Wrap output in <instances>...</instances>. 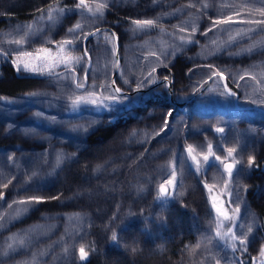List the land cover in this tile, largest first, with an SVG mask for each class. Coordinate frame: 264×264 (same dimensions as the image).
<instances>
[{
	"label": "rangeland",
	"instance_id": "obj_1",
	"mask_svg": "<svg viewBox=\"0 0 264 264\" xmlns=\"http://www.w3.org/2000/svg\"><path fill=\"white\" fill-rule=\"evenodd\" d=\"M111 1L113 3V0ZM116 1L118 4L120 3V6L125 3L130 4V8L133 10L137 9L138 6V1ZM263 1L257 3L264 8ZM85 2L88 4V0H85ZM22 3L23 0H0V12L7 11L13 7H20ZM150 7H153V5ZM235 7H239L238 2L230 8ZM89 16L90 14L88 19L84 16L75 19L65 18L55 25L48 22V28L46 29L42 19L37 20L31 25L33 29L31 32L28 31V25L25 24L6 26L0 33V46H4V48L0 47V50L4 53H6L4 49L7 50L6 55L9 57L13 56V58L10 57L13 61L19 60L45 69L43 72L20 71L22 74H47L49 72L46 69L52 64V58L61 55L81 56L80 50L82 49L83 52L84 37L92 30L81 36L82 33H79V31L78 33H69L67 29L79 22L83 25L79 30L87 28L91 24ZM234 20L247 21L253 20V18L247 20L234 18ZM236 24L229 27L231 37H236L234 34L244 32L247 29H253L249 26L251 24L239 22ZM131 27V24L127 27L130 34L128 41H123L124 44L119 36L121 43L120 56L122 46L126 47L127 56H129L132 65L130 69L125 71V82L128 79L131 82H135L143 76L148 77L149 70L152 69L151 66L160 64L159 61L155 62L151 57L148 60H144L145 58L136 50L137 47L140 48L141 46L140 42L135 39L139 32L134 34L131 31ZM54 28L58 31L57 33L66 29L63 31V41H74L73 44L65 46L63 53L60 52L59 48L58 50H52L48 47L50 37L47 35ZM111 29L114 30L113 28ZM26 32L28 33L27 35ZM103 32L101 31L92 37L95 38L94 45L96 44V47L99 48L103 47V49L111 43H113V47L116 46L115 38L113 37L112 42L109 43L105 40V37L110 35H105ZM224 32L225 29L220 27L203 32L201 34L202 40H198V44L212 45L218 49L220 44H214L213 41L219 42L218 40L224 37ZM249 35H251V39H248L250 42L246 39V43H241L240 47L242 49L254 44L257 46V42L260 41L262 36L259 35L257 38H252L255 35V30L248 31L247 36ZM80 36L82 37L80 39L82 40L81 49L78 48V39H76ZM159 36L160 39L158 40L157 37L153 36V43L145 45V50L155 51L157 56L159 54L163 56L168 49H171L172 45L168 43L169 48H166L164 43L161 42L162 36ZM21 39L24 41L23 44L18 45L15 43V41ZM57 46L55 43V47ZM42 48L50 49L51 58L44 59V57L49 56L46 53H40L41 58H37V53ZM252 50L254 49L252 48ZM25 52L32 53V56H23L22 53ZM216 55L203 57L214 59ZM144 56L152 55L147 54ZM97 62L99 64V73L98 82L92 92L94 95H89L84 102L78 104H73V101L71 103V99L75 97V90L71 86V82L73 81L76 85V89H80L77 84L85 86L86 81H90V77L87 76L83 80L81 75L72 68L77 65L76 63H73L70 67L63 64L55 67L52 72L66 68H71V70L61 73L70 72L67 77L53 83H48V79L52 77L29 78L33 82L28 85V90L31 89L36 94L37 100L35 102L38 110L43 111L42 108L54 110L56 113H52V115L56 116L65 110L64 107L71 105L69 111L72 115L64 119L63 125L66 129H79L83 120L86 119L90 122L91 119L94 120L98 115L97 111L106 110L105 103L107 101H113L112 103L115 104L117 99H108V97L114 96L106 90V86L110 80L112 85L111 75H113L116 66L112 70L113 62L109 56H98ZM114 65L116 64L114 63ZM239 71L240 73L233 79L234 84L242 92L238 98L239 105L242 103L243 105L241 106H259L264 108V76H254L255 79H253V76L245 75L242 70ZM198 73V69L194 68L188 73V78H191V76L196 78ZM262 73L264 74V72ZM120 75H123L121 68L118 76ZM165 78L168 79L167 77ZM165 78H161L157 83L155 81L154 85H152V87H155L154 93L161 96L163 101L151 106L145 114L137 116L128 111L123 113L119 107H116L113 111L101 113H108L105 116V120H108V122L123 119L124 125L120 124L122 126L119 127L120 129L117 132L119 134L118 139L115 141L111 140L106 145L104 144L103 148L108 147L107 149L109 150L98 156L96 161L90 163L88 178L80 175L82 169L79 171V168L71 169V166H67L63 171L62 177L72 180L71 182L75 181V184H69L68 188H66L67 190H64L58 199L30 205L29 207L32 210L18 219L8 220L7 216L12 211L8 208V205L14 200L22 199L20 196L22 190H19V187L15 189L18 195L14 194L15 198L11 203L4 206L0 203V216L5 217L3 221L5 227H0V264H78V261H81L78 249L80 245H87L85 240L86 226L93 224L105 226L114 216L118 220L117 230L120 228L118 236L122 237L126 234L121 230L130 228L135 220L138 231L141 230L142 221H148L153 215L155 216H153L154 218L157 217L158 222L162 221V219L164 220L168 211L167 205H173L176 201H179L180 208L183 211H189V217L191 216L194 221H192L194 226L192 231L195 238L192 241L193 243L195 242L193 244L195 248L188 251L190 254H187V257L183 253L181 254L180 259L182 260L183 258L185 260L184 263H181V260H177L174 264H216L217 260L220 261V264H264V257L260 256V250L264 247V202L261 204L262 201L258 200L260 197L259 186L253 189V187L247 185L251 180V177L247 178V173L251 168V165L248 164L249 157H254L255 161L260 159L262 162L260 171L264 170V120L258 118L259 115H255L256 118L252 116L254 114L252 112L253 109H248L246 111H249L252 115L244 113L245 117L242 120V125L238 122L237 117L231 118L235 119L234 122L237 121L235 133L229 134L226 131L229 128L225 120L217 127H214L209 119L210 117L221 118V114L231 116V114L236 115V113L231 112L229 109V105L234 104V96H229L226 92L222 93L221 86L218 83L213 84V81L203 93L197 95L188 104L181 106L186 107L191 104V108L187 109L186 112L181 111V114L175 116L172 114V107L173 105H179L171 104V99L166 101L164 87L162 86L167 85L166 88L169 90L168 83L166 81L161 82ZM196 80L198 81V79ZM162 83H166V85H161ZM198 85L196 84V86ZM87 88L85 87L82 90ZM119 89L121 88L119 87ZM188 89V87H184L179 94V101H176L173 97L174 101L184 102L197 92L192 93V95ZM113 90L117 94L114 88ZM122 90L129 92L135 90L140 92L139 90H143L142 92H144L148 89ZM186 93L191 95L187 97ZM200 95H204L205 98L198 101L197 99ZM93 99L98 103H91ZM101 100H103V104H99ZM213 103L216 104L213 110L210 107H206ZM84 105H87L85 109ZM190 111L192 112L194 132L186 133L187 131L182 126L181 120L187 114L190 115ZM169 113H171L170 116L168 115ZM215 113H219V115L215 116ZM259 113L264 115L263 112L259 111ZM166 120L168 127L161 131ZM212 127L222 128L225 132L218 137L211 131L218 133L220 131H217V129L213 130ZM244 131H246V134L240 140V133ZM209 144L212 145L214 155L221 157L220 161L214 158H210L209 162L203 160L201 153H207ZM189 145L194 149L191 155L187 151ZM228 148L235 150L231 157L228 156L226 151ZM193 155L196 156L200 163H204V172L200 178L195 177L191 173L194 163L191 159ZM227 162H232L235 165L231 175L224 168V163ZM173 175L175 177L174 185H168L167 194H162L160 185L166 184L169 179H173ZM63 185L66 186L64 183ZM208 185L212 187L210 188ZM214 204L218 205L229 217L235 215L236 219L234 221L224 220L223 216L217 213L216 208L213 206ZM237 207L240 209L238 213L235 211ZM155 210H158L157 214H154V212L156 213ZM180 211L178 210V212ZM259 214H263V217L259 216ZM219 221L223 222L220 228L222 232L232 228L237 236L247 238L246 250L238 245L239 250L233 252L225 241L216 237L215 233ZM249 227L252 228L250 233L248 232ZM129 235L131 236V234ZM14 237L22 238L24 244L17 243ZM91 241L97 250L104 249L112 241V233L92 232ZM198 244L200 247H196ZM9 245H12V247L10 248Z\"/></svg>",
	"mask_w": 264,
	"mask_h": 264
},
{
	"label": "trees",
	"instance_id": "obj_2",
	"mask_svg": "<svg viewBox=\"0 0 264 264\" xmlns=\"http://www.w3.org/2000/svg\"><path fill=\"white\" fill-rule=\"evenodd\" d=\"M130 1H138L137 9H131L128 3L120 6V3L118 4L116 0H113L114 4L111 0H88V5L93 8L98 3L107 5L103 15L95 17L86 9H76V4L79 3V0H23L20 7H13L7 11L0 12V33H2L6 26L19 24L32 25L34 21L41 20L40 10H44V15H46L47 9L50 6L66 9V12L59 18L60 22L65 18L75 19L80 18V16L87 17L88 19V15L90 14L91 17L89 16V18H91V24L85 29L76 31L77 33L78 31L82 33L81 36H84L94 28L109 26L119 34L122 43L129 39L130 32L127 27L131 24V21L136 19L157 20L158 27L141 31L135 38L141 45L140 48L137 47L136 50L141 53L142 57L145 58L144 60H148V58L151 57L155 62L159 61L160 63L151 66L152 69L156 68V72L153 73L151 77V82H149L146 76H143L135 82H131L130 79L125 82V71L130 69L132 65L129 56H127V48L124 46H122L120 56L122 62L121 72L123 75L117 78L118 86L121 89L134 90L143 88L148 90L144 92H135L130 96L117 95L113 90L110 80L106 86V90L117 99V102L114 104L112 103L113 101H107L105 103L106 110L102 112L113 111L116 107H119L120 111L123 113L128 111L137 116L145 114L151 106H155L159 101H163L161 96L154 93L155 87H152V85H154L155 81V83H157L158 80L165 77L172 80L173 97L176 101H179V94L184 87H188L191 94H194V92L198 91L206 84L208 78L214 71L223 72L227 78L229 90L238 93L240 96L242 92L233 82L235 76L240 73L239 70H242L245 75H250V77L264 76L262 73L264 72V44H258L256 46L257 48H253L254 50L245 51L250 47L246 46L242 49L240 44L246 43L249 38L251 39V35L247 36L246 34L238 36L234 34L236 37L230 40L231 31L229 27L237 25L236 23L215 27L225 29L224 37L218 40L219 42L215 43L220 44V48L216 49L212 45L206 46L205 44H198V40H202L201 34L208 31V29H213V21L217 19H223L228 16L246 20L249 18L264 19V17L259 15L252 16L246 10L249 8H263L257 3L262 2V0ZM237 2L239 3V7L230 8L232 5L237 4ZM151 5H153V7H150ZM204 5H207V7ZM232 9L235 10L232 11ZM236 13H239V15L236 16ZM103 17L105 18L103 19ZM42 22L44 28H48L47 24L49 21L42 20ZM56 24H58V22ZM193 26L197 28V31L195 34H192V43H182L179 37L191 34ZM249 26L255 29V35L252 38H257L259 35H262L260 41H264V31L262 32L256 25ZM180 28H184L186 31L180 32ZM65 30L66 29H63V31ZM63 31L57 33L58 31L54 28L49 31L50 33L48 35L45 34L50 37L48 46L50 49L58 50V46L55 47V43L58 45L63 42ZM103 34L112 36L110 31H104ZM159 35L162 36L161 42L164 43L166 48H169L168 43L172 45L171 49H168L163 56H161V54L158 56H144L155 52L146 51L145 45L153 43V36L157 37V40L160 39ZM94 40L95 38H92L87 46L88 52L92 57V67L88 72L90 86L85 90L76 89V85L72 81L71 86L75 90V97L71 99V103L76 97L86 98L94 91L93 88L96 87V83L98 82V56H109L110 60L113 62V66H111L112 70L115 68L114 63L116 64V58L112 54L113 43L108 44L103 49V47H96V44L94 45ZM77 45L78 48L81 49L82 40L79 39ZM0 47L4 48L3 45ZM198 50H200V52H198ZM4 51L7 53V50L4 49ZM80 51L81 56L84 58L79 64L72 68H74L79 75H81L83 80H85V70L88 59L84 56L82 49ZM213 54H217L214 59L203 57L213 56ZM10 57L13 58V56ZM0 62L2 63L0 70V193H3L2 198H0V203L3 206L11 203L13 201L11 199V193L17 194L15 189L18 187L20 188L19 190H22L20 194L22 199L32 195H39L48 198L45 202L52 201L54 199H51V197L59 198L64 190H67L66 188H68L69 184H75V181L71 182L72 180L62 177L64 174L63 171L67 166H71V169L79 168V171L82 169L80 175H83L84 178L89 177L87 174L90 173V163L96 161L98 156L109 150L107 149L108 147L103 148L104 144L106 145L107 142L111 140L115 141L119 138L117 132L120 129L119 127L124 125L123 119L108 122V120H105V116L108 113L101 114V111H97L98 115L96 118L94 120L91 119L90 122L86 119L83 120L81 128L66 129L63 125V121L72 115L69 111L71 105L64 107L66 111L64 110L56 116L52 115V113H56L54 110L42 108L43 111H39L35 102L37 100L36 94L33 90H28V85L33 82L32 79L17 77L13 65L8 62L2 54L0 55ZM194 68L198 69L199 73L196 75L197 77L192 78L191 76V78H188V73ZM152 69L149 71L151 72ZM112 70L111 72H113ZM69 73L67 72L49 78L48 83H53L65 78ZM196 79H198V81ZM217 83L221 86V92L225 93L223 79L215 77L213 79V84ZM164 84L166 85V83H162L161 85ZM196 84L199 85L196 86ZM166 86L162 87H164L163 90L166 101H170V92ZM191 94L188 95V93H186L185 95L189 97ZM204 98V95H200L197 100L201 101ZM240 105L243 104L240 103ZM86 106L87 105H84V109ZM191 107V104L186 107L173 105L172 114L178 116L181 114V111L186 112V110ZM206 107H210V109L213 110L216 104L213 103ZM229 109L231 112H235L236 115L231 114V116H228L227 114H221V118L210 117L209 119L214 127L223 123L224 120L227 121L229 129H226V131L232 134L236 132L235 127L237 121L234 122L235 119L231 118L237 117L238 122L242 125V120L245 117L244 113L252 114L249 111L238 110L234 104H231V106L229 105ZM252 112L254 113L252 116L255 117V115H259L258 118L264 120V115H262V113H259V111L255 109H253ZM191 114L192 112L181 120L182 126H184V129L187 131L186 133L194 132ZM218 115L219 113H215V116ZM212 129L215 130L218 128L212 127ZM212 132L219 137L220 134L225 131L223 130L219 133L215 131H211V133ZM242 133H240V140L244 138L246 131ZM30 142L32 143L29 144ZM58 157L59 163L57 161ZM261 163L260 159L254 160V163L247 173V178L251 177L247 185L253 187V189L259 186L260 197L258 200L262 201L261 204H263L264 170L260 171L262 168ZM203 172L204 163L202 162L197 165L194 162L191 173L195 177L200 178ZM63 183L66 186H64ZM4 185H7V187H4ZM78 188L77 185V189ZM167 207L168 211L167 214H165L164 220L162 219V221L158 222L157 217L154 218L155 216L153 215L154 217H150L151 219L148 221H142L140 225L141 230L139 231L137 230L135 220L130 228L121 230L126 234L122 237L118 236L120 228L117 230L116 225L118 220L117 217L114 216H112L105 226L101 224L86 226L85 240L87 245L85 248L89 251V256L84 261H78V264H173L177 260H181L180 257L182 253L187 257V254H190L188 251L195 248L193 245L195 242L193 243L192 241L195 238L194 232L192 231L194 228L192 223L194 221L191 216L189 217V211L185 212L180 208L179 201H176L173 205L168 204ZM178 210L181 211L178 212ZM157 211L156 213L153 211L154 214H157ZM259 216L263 217V214H259ZM92 232L115 233L117 239L108 243V246L104 249L97 250L91 241ZM129 234H131V236ZM145 239L152 241L150 244L151 246H149V248L151 247L150 249H146L143 246Z\"/></svg>",
	"mask_w": 264,
	"mask_h": 264
},
{
	"label": "snow or ice",
	"instance_id": "obj_3",
	"mask_svg": "<svg viewBox=\"0 0 264 264\" xmlns=\"http://www.w3.org/2000/svg\"><path fill=\"white\" fill-rule=\"evenodd\" d=\"M155 2V0H154ZM205 7H207V5H204ZM107 7L106 4L103 3H98L95 5V7H91L90 5L86 4L85 0H79V3L76 4V9H86L89 13H91L93 16H102L104 13L105 8ZM252 16H261L264 17V8H259V9H246ZM41 11V19L42 20H47L49 21L51 24L55 25L57 22H59V18L62 14H64L66 12L65 8H61V7H49L47 9L46 15H44V10H40ZM235 15H239V13H236ZM246 23V24H251V25H256L258 28H260V30L264 31V19H253V20H247V21H236L234 20L233 16H228L226 18L223 19H217L215 21H213V28L220 26V25H230L232 23ZM131 31L135 34L136 32H141L147 29H152V28H156L158 27V23L157 20L155 19H136L131 21ZM83 27L82 24L80 23H75L74 27H69L67 29V31L69 33H74L77 30L81 29ZM32 26L28 25V31L31 32ZM180 32H184L186 31L184 28H180L179 29ZM212 29H208V31H211ZM255 29H247L244 32L241 33H237V35H246L248 31H254ZM99 31V30H97ZM197 31L196 27H192L191 29V34H189L188 36H180L179 39L182 43L186 44V43H192V34H195ZM28 33L26 32V35ZM94 33H89L86 34L84 39L87 38V35H93ZM113 37H115V40L117 42L118 45V41L119 38L116 37L115 33L112 34V36H106L105 40L109 43L112 42ZM76 39H81V37H77ZM229 39H233V37H229ZM23 40H17L15 41L16 44H23ZM74 41L72 40H65L63 42H61L60 44H58V48L60 50L61 53L64 52L65 46L66 45H71L73 44ZM213 43L215 44L216 42L213 41ZM257 44H264V41H258ZM256 47V45H252L250 46L249 49H246L245 51H251L252 48ZM117 52V47L114 46L112 48V54L115 57ZM40 53H46L49 54L48 57H44V59H48L51 58L50 57V49L49 48H42L38 51L37 53V58H41L40 57ZM23 56H32V53H22ZM84 55L87 56V49L85 48L84 50ZM150 55L152 56H156L155 52L150 53ZM84 57L82 56H72V55H61V56H57L55 58H52V64L46 69L49 73L52 72V70L55 67L60 66L61 64L65 65V66H71L73 63L79 64L80 61L83 59ZM13 63H16L18 66V71H27V72H43L45 71V69L42 68H38L35 67L29 63H25L23 61H13ZM115 66H119L118 61L116 63ZM211 67V66H209ZM74 71V69H73ZM156 72V68H153L151 72L148 73V80L149 82H151V77L153 75V73ZM219 76L221 79L224 78V74L223 72H217L214 71L212 72V76L209 77V79H211L212 77H216ZM253 79H255V77H252ZM243 79V77H242ZM127 82V81H126ZM78 88H82L83 84H77ZM116 92H120L121 90L119 88L115 89ZM90 95H94V94H90ZM108 99H115V97H108ZM86 100L85 97H76V99L73 101V104H78L80 102H84ZM91 103L93 104H97L98 102L96 100H91ZM99 104H103V100L99 101ZM169 116L171 115V113L168 114ZM168 127V122L167 120L164 121V125L161 128V131H164L166 128ZM217 131H223V129H217ZM188 153L191 155L194 151L193 147L191 145L188 146L187 149ZM228 156L231 157L233 152L235 151L233 148H228L227 150ZM201 156L203 157V160L205 162H209L210 158H214L217 161L221 160L220 156H215L214 153L212 152V145L209 144L208 145V151L207 153H201ZM191 159L197 164L199 165L200 161L196 158V156H191ZM57 161L59 163V157L57 158ZM254 163V157H249L248 159V164L252 165ZM234 164L233 163H224V168L225 170L228 172L229 175L232 174L233 168H234ZM174 175H173V179H169L167 180L166 184H162L160 185V192L162 194H167V186L168 185H174ZM4 187H7V185H4ZM208 187H212L211 185H208ZM3 193H0V198H2ZM46 197L44 196H39V195H32L29 196L25 199H20V200H14L11 204L8 205V208L11 209V213L7 216L8 220H14V219H18L22 216H24L25 214L29 213L32 209L29 207L30 205H36V204H40L46 201ZM51 199H58V197H51ZM215 199V198H214ZM216 208L217 213H219L221 216H223L224 220H230V221H234L236 219L235 215L229 217V215L226 212H223L221 210V208L214 204L213 205ZM237 213L240 211L239 207L236 208L235 210ZM5 220L4 216H0V227H5V224L3 223V221ZM223 222L219 221L217 223V229H216V237L219 240L225 241L226 245L228 247L231 248V250L233 252L238 251V245L240 246V248H244V250H246V243H247V238H241L240 236H237L232 228H229L228 231L226 232H222L220 230L221 226H222ZM248 232H252V228L249 227L248 228ZM14 239L17 241V243L23 245L24 244V240L22 238L19 237H14ZM117 239L116 234L113 233L112 234V240L115 241ZM9 247L11 248L12 245H9ZM196 247H200V245H196ZM79 259L81 261H84L88 258L89 256V251L86 250L84 245H80L79 249ZM260 256L264 257V247L261 248L260 250ZM216 264H220V261L217 260Z\"/></svg>",
	"mask_w": 264,
	"mask_h": 264
},
{
	"label": "water",
	"instance_id": "obj_4",
	"mask_svg": "<svg viewBox=\"0 0 264 264\" xmlns=\"http://www.w3.org/2000/svg\"><path fill=\"white\" fill-rule=\"evenodd\" d=\"M97 30H99V31H97ZM104 30H110L112 33H115L116 37L119 38V35L116 33V31L112 30L109 27L96 28V29L92 30L91 32H89V33H94L93 35H87V38L84 39L83 52H84L85 48L87 49V43H88V41L92 37H94L95 35H97L98 33H100L101 31H104ZM115 45L117 47V52H116V55L115 56H116V61H118L119 66L118 67L116 66V68L114 70V73L112 75V86H113L114 89H117L119 87L117 85V81L116 80H117V77H118V74H119V71H120V68H121V59H120V47H121V43H120V38H119V41H118V45H117V42L115 40ZM0 54H2L3 56H5L6 60H8V61L11 62V64L13 65V67L15 69V73H16L17 77H24V78H48V77H54V76L60 75L63 72H66V71H70L71 70V68L70 69L69 68H66L64 70H60V71H56V72H51V73H48V74H25V75L22 76L21 73H20V71H18V67L16 66V64L13 63V60H11V58L8 55H6V53H4L1 50H0ZM86 57H87V59L89 61V64H88L87 70H86L88 72V70L92 66V57L90 56V54L88 53V51H87V56ZM1 66H2V63L0 62V70H1ZM77 77H78V75H77ZM86 77H87V75H86ZM216 77H219V76H216ZM214 78L215 77H212L211 79L208 78V80H207L206 84L203 86V88L200 89L199 91H197L193 96H191L190 98H188L184 102H175L174 101L173 96H172V81L171 80L165 78L161 82L166 81L168 83V88H169V91H170V94H171L170 95V99H171L172 104H177L179 106H184V105L188 104L191 100H193L197 95L203 93L206 90V88L212 83V81H213ZM223 81H224L223 87H224L225 92L229 96H234V98H235L234 104H235V106L239 110L255 109V110H258V111L264 113V108H261L259 106L240 107V105L238 103L239 94L236 93V92H232V91L229 90V88H228V81H227V78H226L225 74H224ZM76 82H77V80H76ZM120 90L121 91L120 92H117V94H120V95H132L133 93H135L137 91V90H135V91L129 92V91H124L122 89H120ZM139 91H143V90H139ZM227 163H232V162H227ZM233 170H234V168H233Z\"/></svg>",
	"mask_w": 264,
	"mask_h": 264
},
{
	"label": "bare ground",
	"instance_id": "obj_5",
	"mask_svg": "<svg viewBox=\"0 0 264 264\" xmlns=\"http://www.w3.org/2000/svg\"><path fill=\"white\" fill-rule=\"evenodd\" d=\"M103 27H105V26H103ZM97 28H100V27H97ZM104 31H109V30H104ZM84 53V52H83ZM91 56V55H90ZM5 57V56H4ZM87 58V57H86ZM88 64H89V61H88ZM88 64H87V66H88ZM87 66H86V70H87ZM92 67V66H91ZM90 67V68H91ZM85 70V77H86V75L88 76V72H89V70H88V72ZM87 72V73H86ZM21 73V72H20ZM48 74V73H47ZM21 75L23 76V75H25V74H22L21 73ZM19 78H23V79H29V78H24V77H19ZM87 79V78H86ZM89 81H86V85L85 86H83L82 88H80L81 90L82 89H84L85 87L87 88L88 87V83ZM140 92H142V91H140ZM240 107H246V106H241L240 105ZM237 108V107H236ZM238 109V108H237ZM239 110V109H238ZM246 110H248V109H246ZM246 110H240V111H246ZM92 114V113H91ZM14 198H15V195H14V193H11V199L12 200H14ZM151 240H149V239H145V242H144V244H143V246L146 248V249H148L149 248V246H151L150 244H151ZM155 242V241H154ZM153 246V245H152ZM151 248V247H150ZM149 248V249H150ZM184 259L182 258V260H181V262H183L184 263ZM174 264V263H173Z\"/></svg>",
	"mask_w": 264,
	"mask_h": 264
}]
</instances>
